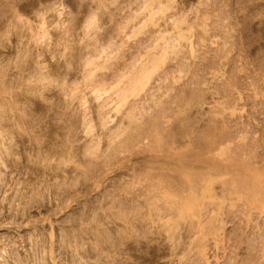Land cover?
<instances>
[{"label":"rangeland","instance_id":"obj_1","mask_svg":"<svg viewBox=\"0 0 264 264\" xmlns=\"http://www.w3.org/2000/svg\"><path fill=\"white\" fill-rule=\"evenodd\" d=\"M71 1L0 0V264H228L234 229L249 220L250 227H264V214L255 211V222L244 215L246 204L257 199L251 190L246 197L250 184L264 190V0L173 2L174 11L193 20L203 16L197 10H213L196 35L208 36L213 51L205 62L216 61L221 71L212 83L219 85L217 95L202 105L197 129L172 120L175 137L167 139L155 131V138L134 137L124 123L128 105L120 113L114 109L123 83L132 77H120L125 71L119 75L116 64L141 65L157 55L156 43L143 46L146 35L131 38L132 29L124 38L109 33L108 38L104 28L115 25L109 15L108 24L99 16L90 23L100 14L99 1ZM115 12L125 25L127 8ZM123 41V50L116 51ZM221 49L229 54L219 60ZM158 78L163 80L156 75L149 87L157 89L163 83ZM212 84L202 87L215 91ZM129 134L136 139L132 144ZM226 156L237 162L229 163L234 180L226 173ZM244 162L252 168L247 174L260 173L261 182L246 180L247 186L236 176ZM217 165L223 174L212 181L216 193L184 207L195 177L215 172ZM155 173L171 182L168 189L179 187L174 195L164 194L167 182L160 188ZM238 185L243 197L236 193ZM156 186L163 191L156 194L159 199L153 197Z\"/></svg>","mask_w":264,"mask_h":264},{"label":"bare ground","instance_id":"obj_2","mask_svg":"<svg viewBox=\"0 0 264 264\" xmlns=\"http://www.w3.org/2000/svg\"><path fill=\"white\" fill-rule=\"evenodd\" d=\"M86 1L87 0H84L85 3H86ZM98 1H99V7L98 8L100 10V14L101 13L102 14L101 15L100 14L94 15L92 17L93 20L90 21V23H93L96 20L97 16H99L98 19H100V21H102L103 24H106L105 22H107V24H108L109 21L107 20V18H105V16L109 15L110 21H112L115 24L114 26H110L108 29L104 28V30H107V31H105L103 34L106 33L105 35L107 37L109 36V34H111L113 36V38H116L118 36L122 37L124 31H126L127 29H132L133 30L131 32L132 35H130L131 38H136V37H139L140 35H146V37H143L142 39H140L141 42H142V45L144 46L145 44H148V43H151V44H155L156 43L155 44V48H153V50H155V51L157 50L158 51V52L156 51L157 55H154L155 57H153V56L151 58L149 57V59H146L145 61H143L141 63V65H139V66H138V64H135L136 62L135 63L133 62L132 65H129V64L127 65V63L124 64V65H122V64H120V65L118 64L117 65L116 61L114 63L117 66L116 68H118V66H119V68H122V69L118 68V70H117L118 74H119L120 70L125 71V73H122L123 75L119 74V75H121L120 77L123 76V78H124V76H126V74L127 75L128 74L132 75L131 78H130V76L127 77L128 79H127L126 82H124V80H119L120 81V83H118L119 85L121 83H123V82L125 84L123 83L124 86L120 89V92H119L120 94L118 95V102H116L117 105L114 108L115 111H117L116 113H120L121 110L124 108V106L127 107L126 105H128V109H127L128 112L126 114L127 120L124 119V123L126 122V125H127L126 128H128V130L132 131V132H130V134L133 135V133H135L134 135H141V137H143V139L144 138L147 139L149 134H150L151 137L154 134H156L157 136L161 135L162 137H164L166 139H167V137H170V138L171 137H175L174 134H175L176 131H174L175 129H174V124L173 123H176V122H179V121H183V122L184 121H189L191 123L190 125L192 127H194L195 129H197V127H198L197 124L199 123L200 115H202V112H201L202 105H204V103H207L206 101H208L210 99H213L214 95H217V92H216V87L217 86L215 84H212V83L216 82V78H218L220 76V71H221V70L219 71L216 61L212 63V62L208 61V59H207L208 62L207 61L205 62V58L207 57L205 55L207 53H211L213 51V49H211L206 43V40L208 39V36L205 35L204 32L202 34L200 33L201 35L200 34L196 35L197 27H199L201 25L202 26L204 25L205 27L207 26V24H208L207 20L210 17V16L208 17V15H210V13L213 10L211 9L212 10L211 11L209 6L203 8V9L197 10V9H199V7H198L196 9L197 10L196 14L198 15L197 12H199V13H201V16L202 15L203 16L207 15L206 17H208V18L206 19L205 16H204L205 18H203V16L201 18H200V16H197V19L193 20V18L192 19L190 18V15L188 16V15H186V13H181L178 9L177 10L179 11V13H178L177 10L174 11L175 7L173 6L174 5L173 2H175V0H98ZM84 5L87 6V4H84ZM82 6H83V4H82ZM213 7L214 6H212V8ZM126 8H127L129 13L127 14L128 16L126 17L125 25H122V24H119V21H117V19H118L117 14L118 13H116V12L113 13V10H115V11H123ZM134 9H137V11L135 12ZM172 12H173V14H172ZM194 13H195V11H194ZM91 15H92V13H91ZM203 19H205V20H203ZM95 23H96V21H95ZM91 26H92V24H91ZM193 36H194L195 40L192 39ZM109 37H111V36H109ZM123 38H124V36H123ZM224 38L228 39L229 36L228 37H224ZM209 39H210V36H209ZM122 40H124V39H122ZM126 43H127V41H123L122 45L118 46L116 51L121 52L123 50V48H124ZM198 46H201V47L205 48L202 53H200L201 51L197 49ZM142 48H144V47H142ZM221 50L224 51L223 49H221ZM226 51H227V49H225L224 53L222 52V54L219 55V60L222 59V58H225L226 54L227 55L229 54V52L228 51L226 52ZM148 52H150V51L148 50ZM99 53H101V51ZM124 53H125V51L122 52L123 56H125ZM98 57H100V56H98ZM207 58H209V57H207ZM118 63H120V62H118ZM90 64H92V62ZM114 64L112 65V67L115 66ZM97 66H99V65H97ZM216 69H218L217 72H216ZM123 71H121V72H123ZM176 73H179V76H175ZM89 75L94 76L95 74L94 75L93 74H89ZM156 75H158V77H162L163 78V80L161 79L163 81V83H161L157 89H155L156 87L153 88L152 86H151L152 87V89H151V87H149V84H150V82L152 81V79ZM208 75H212V77H213L212 79L214 81H210V78L209 79L207 78ZM96 76L100 77L102 75H96ZM94 78H95V76H94ZM103 78H104V76H103ZM161 80L159 79L158 81H161ZM104 81H105V79H104ZM210 83L212 85H215L214 87L211 85L213 87V90H215V91H210V90L208 91V88L204 89L205 88L204 85H207L208 87H210L209 86ZM218 87H219V85H218ZM209 89H211V87ZM100 96H103V95H100ZM130 97H133L134 100L133 99H132L133 101L129 100ZM228 105L229 104H227V106ZM224 106H225V104H224ZM224 110H226V109H224ZM234 111L232 109L231 112H234ZM203 117H205V116H203ZM216 118H215V120H217ZM210 119L211 120L209 122L212 121V117ZM172 120H174V122ZM171 122H173L172 123L173 126L170 124ZM201 122H202V119H201ZM216 122H218V121H216ZM227 122H228V120H226L224 123H227ZM213 124H214V122H213ZM213 124H211L212 127L214 126ZM219 124H221V123H219ZM228 124H229V122H228ZM169 125H171L172 128ZM223 125H225V124H223ZM227 125H225L224 128H226ZM104 126H106V125H104ZM199 126H201V125H199ZM169 127H170V129H169ZM216 127L215 128L213 127V129H216ZM229 128H231V127H229ZM206 129L208 130L209 127H207ZM221 129H223L222 126H221ZM190 130H191V127H190ZM230 130H233V128L230 129ZM153 131H155V133ZM225 131H227V128L225 129ZM156 132L159 133V134H157ZM196 132L194 131L193 134H195ZM204 132H207V131H204ZM211 132L213 133V131H211ZM230 132H229V134H230ZM151 133H154V134H151ZM130 134L128 135L129 140L131 139L130 137H132V136H130ZM217 134H218V132H217ZM139 137H136V138L139 139ZM153 137L155 138V136H153ZM224 137H226V133H225V136H223V138ZM187 138L189 140V137H187ZM214 139L216 140V138H214ZM229 139H231V138H229ZM131 140L133 142H135L136 139H134V140L131 139ZM131 140L128 141V142H131V144H132ZM155 141H154V143H155ZM162 143H163V141H162ZM182 145H183V143H182ZM194 145H196V144H194ZM194 145H191V146L193 147ZM213 145H214V143H213ZM168 146H169V144H168ZM189 146H187V147L189 148ZM172 147H174V146H172ZM196 147H198V146L196 145ZM203 148H205V147H203ZM214 149H216V148H214ZM237 149L239 150L238 147H237ZM164 150L169 151V149L167 150L165 148H164ZM187 150L188 149L186 148V151ZM208 152H211V151H208ZM235 152H236V150H235ZM211 154H212V152H211ZM245 154H247V153H245ZM231 155H229V156L232 157ZM237 156H238V154H237ZM247 156H248V154H247ZM230 157L226 156V158H224V159L228 160V165L233 164L232 166L234 167L237 162L234 163L233 158L231 159ZM237 158L238 157H236V159ZM242 161H244V160H242ZM238 162H239V160H238ZM214 163L215 162H213V164ZM244 163H241V165H242L241 167H243L242 168L243 169L242 173L239 172L241 174L237 173L236 176L239 175V177H242L241 178L242 181H243V178H245L244 179V183L246 182V185H247V183L249 185L250 179H252V180L254 179L255 181H257V179L259 177H261V176H260V173H257V172H253L252 175L251 174L250 175L247 174V170H248V172H252L251 171L252 168H250L249 165H246V162H244ZM247 164H248V162H247ZM232 166L230 165V167L229 166L227 167L226 173L232 175L231 177L233 179H231V180H234L235 179L234 178V176H235L234 173H235L236 170L232 171V168H231ZM217 167H219V168L216 169ZM228 168H230V169H228ZM219 169H220V166H218V165L217 166H213V169H211V170L212 171L215 170V172H210V170H209V172L207 171L206 174H202V173H201V175L199 174L200 177H198L199 175L196 176L195 178L197 180H195V181H197V182H195L194 184L192 182V184L190 185L191 186L190 189L192 190V193L190 195H188V197H186V195H185V200L184 201L187 204L185 203L186 204L185 205L183 203L184 202L183 201L184 198L180 201V203L183 201L181 204L184 207L187 206V205H189V207H190V206H194L199 201L202 202L204 199L207 198L206 196H204V198H201V197H203V195H207L208 197H210L209 195H211V197H212L213 196L212 193H216V192L212 191V189L215 188V187L212 188V186H211L212 185V181H213V179L215 177L220 176L221 174H223V173H220L222 170L219 171ZM153 176L151 175V177H153ZM156 176H157V174L154 177H155L156 180H158L159 178H158V176L156 178ZM161 178H162L163 181L162 180L160 181ZM161 178L158 180L159 181L158 184H160L161 182H164L166 184L167 181H164V179L166 177H164V179H163V175H162ZM167 178L169 179V177H167ZM151 179H153V178H151ZM181 179L183 180V178H181ZM246 180H249V181H246ZM258 181L261 182V179H259ZM251 182L252 181H250V183ZM253 183H252V186L250 184L249 187L250 188L252 187V189H254V190H252V189L248 190V187H247L248 185L246 186L245 184H243L242 185L243 186L242 189H244V186H246L247 189L242 190V189H240L241 187L238 185L239 186L238 188L236 186V191H237L236 193L242 195L243 193L242 192L240 193L241 190L243 192L244 191L246 192L248 190V192H246L248 196L244 195V197L246 196L247 198H249V196H251V195H249L248 193H251V191H253L252 193H254V194H252V196H257V199H254L252 197L254 200L252 199V200H250V203L246 204V205L249 204V206H247L248 208H247V210H245V214H244L245 217L248 216L251 220L254 221V220H256L255 215L258 216V214H264V190L261 189L260 187L259 188H257V187L254 188ZM259 183H257L258 186H260ZM169 184H171V182ZM169 184L167 182V185H165V186L163 184H160V186L159 185L158 186L160 188H162L161 186L163 185V188L165 190L167 188L166 186H168ZM257 185H256V182H255V186H257ZM154 187H155V185H154ZM170 187H173V184L170 185ZM170 187H169V189L168 188L166 189L167 191L165 190L166 191V193H164L165 195H167V194L171 195V193H169L170 191H172V190L177 191V189L179 188V187L178 188L176 187V190H175V187H174V189L170 190ZM156 188H158V187L156 186ZM160 188H158L157 192H156L157 189L154 188L155 189L154 195L151 192L153 197L156 196V198H158V195H156V194H160L161 192H163V191H161L162 189L160 190L161 192L159 191ZM147 191H146V193L150 194L149 190H147ZM150 191H153V190H150ZM174 191H172V193ZM206 193H208V194H206ZM174 194H175V192L172 195H174ZM182 194H183V192H182ZM169 195H167V196H169ZM148 196L149 195H147V197H146V195H145L146 198H149ZM223 196H225V195L223 194ZM240 197H243V195L240 196ZM222 198H224V197H222ZM201 199H203V200H201ZM213 199H214V197H213ZM224 200H223V202H224ZM177 202L178 201H176V204H177ZM166 203H167V201H166ZM168 203H170V201H168ZM216 203H217V201H216ZM219 203H221V202H219ZM171 204H174V203H171ZM222 204L223 203H221L220 205H222ZM180 206H178V211H181V209L183 208L182 206L181 207ZM217 206H219V205L217 204ZM172 207H173V205H172ZM255 211L256 212L258 211V214H256ZM247 219H245V222H247L246 221ZM242 222H244V221L242 220ZM258 222H259V220H258ZM248 223H250V220L246 224L245 223L244 224L241 223L242 225L241 226L239 225V228L237 227V229H234L235 231L232 234V235L235 236V242H234V245H233L234 248H235L233 250L234 256L231 257L229 263L227 262L228 264H264V229H263L264 227L261 226V223H258L256 226L250 227ZM234 228H235V226H234ZM230 239H232V238H230Z\"/></svg>","mask_w":264,"mask_h":264}]
</instances>
